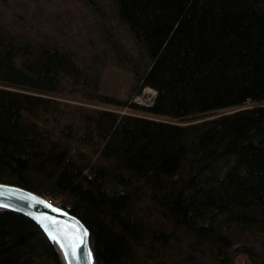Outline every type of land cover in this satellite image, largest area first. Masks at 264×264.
Returning a JSON list of instances; mask_svg holds the SVG:
<instances>
[{"label":"trees","instance_id":"trees-1","mask_svg":"<svg viewBox=\"0 0 264 264\" xmlns=\"http://www.w3.org/2000/svg\"><path fill=\"white\" fill-rule=\"evenodd\" d=\"M112 1L145 57L134 93L156 91L130 106L170 120L95 109L77 131L49 128L45 95L65 79L97 89L99 61L0 18V181L61 198L95 264H264V0ZM0 264L61 262L36 223L0 209Z\"/></svg>","mask_w":264,"mask_h":264},{"label":"rangeland","instance_id":"rangeland-1","mask_svg":"<svg viewBox=\"0 0 264 264\" xmlns=\"http://www.w3.org/2000/svg\"><path fill=\"white\" fill-rule=\"evenodd\" d=\"M0 18L6 22H23L30 26L35 39H51L58 45L62 44L72 52L82 67H89L90 62L99 61L96 68L99 71L97 89L94 84L65 79L57 91L45 95L53 101V107L48 113L49 128L67 124L71 125L73 131H77L81 113L95 109L170 120L130 106L151 105L156 91L145 87L139 94L134 93L137 88L133 69L139 63L142 65L145 57L127 28L115 20L112 0H0ZM103 30L109 41L101 38ZM100 95H108L122 101L124 105L102 103L94 98ZM250 104L248 102L246 105ZM233 110H219L205 117ZM76 147L80 152L79 160H96L93 144H78ZM43 196L63 206L61 198ZM56 253L61 264H64ZM231 255L232 264H252L243 253L232 251Z\"/></svg>","mask_w":264,"mask_h":264},{"label":"water","instance_id":"water-1","mask_svg":"<svg viewBox=\"0 0 264 264\" xmlns=\"http://www.w3.org/2000/svg\"><path fill=\"white\" fill-rule=\"evenodd\" d=\"M0 209L15 211L36 223L63 258L64 264H95L89 229L68 209L37 192L2 181Z\"/></svg>","mask_w":264,"mask_h":264},{"label":"snow or ice","instance_id":"snow-or-ice-1","mask_svg":"<svg viewBox=\"0 0 264 264\" xmlns=\"http://www.w3.org/2000/svg\"><path fill=\"white\" fill-rule=\"evenodd\" d=\"M54 222V221H53ZM53 239H55V237H53Z\"/></svg>","mask_w":264,"mask_h":264},{"label":"bare ground","instance_id":"bare-ground-1","mask_svg":"<svg viewBox=\"0 0 264 264\" xmlns=\"http://www.w3.org/2000/svg\"><path fill=\"white\" fill-rule=\"evenodd\" d=\"M55 245H56V243H55ZM63 259V258H62ZM64 261V260H63Z\"/></svg>","mask_w":264,"mask_h":264},{"label":"built area","instance_id":"built-area-1","mask_svg":"<svg viewBox=\"0 0 264 264\" xmlns=\"http://www.w3.org/2000/svg\"><path fill=\"white\" fill-rule=\"evenodd\" d=\"M50 200V199H49ZM58 205V204H57Z\"/></svg>","mask_w":264,"mask_h":264}]
</instances>
